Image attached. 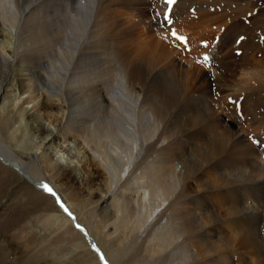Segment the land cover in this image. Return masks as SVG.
Segmentation results:
<instances>
[{
    "label": "bare ground",
    "instance_id": "bare-ground-1",
    "mask_svg": "<svg viewBox=\"0 0 264 264\" xmlns=\"http://www.w3.org/2000/svg\"><path fill=\"white\" fill-rule=\"evenodd\" d=\"M110 1L106 0L107 4L102 6L103 0H0V43L4 42L0 50V137L5 135L16 115L7 109V100L13 98L9 95L16 91L15 79L23 95L29 90L31 93L43 91L40 105L50 108L43 107L42 111L47 109L49 114L60 111V118L48 115V120L57 122L53 128H48L35 114L37 109L35 112L28 109L32 97L27 96L19 110L37 135L41 152L28 154L18 147L14 151L30 161L41 156V163L46 167L47 160L58 150L66 163L61 169L62 181L68 182L72 176L73 180L77 179L74 162L77 170L85 173L83 164L87 161L91 165V170L85 169L88 181L103 179L107 182L97 201L105 210L103 217L120 219L128 227L122 228L114 241L106 240L116 243L114 257L102 247L107 252V257L102 254L106 264H248V261L257 264L263 261L264 152H258L239 131L233 132L235 130L225 126L222 118H211L208 104L212 101H208V97L212 99L215 93L208 91V83L206 86L200 81L204 92L200 89L199 98L192 100L196 107L182 97L181 101H176L177 106L181 105L180 111L168 110L169 105L175 104L174 97H169L164 85L158 84L160 81L156 79L166 75V66L160 69L161 65L171 63L175 67L176 55L185 53L176 51L164 23L157 17L152 26L162 25L152 29L167 36L165 39L157 36L158 44H153L151 51L154 58L148 63L139 62L140 57L130 60L133 49H126L127 57L123 51H112L111 45L106 43L109 40L104 39ZM233 1L256 5L261 0ZM178 2L170 16L175 10L178 14L183 11ZM63 6L69 7V12ZM200 14L206 15L205 10ZM252 24L256 27L255 20ZM236 26L234 23L233 27ZM255 31L242 30L238 36H252ZM192 37L195 45L197 40L201 42L199 51L207 50L203 39ZM5 47H8L7 52L3 50ZM190 51L185 58L194 57V51ZM136 53L141 52L136 50ZM205 54L207 51L202 55ZM213 57L212 76L217 73L214 83L222 86L227 65L222 60L219 64L218 56ZM185 58L187 72L196 74L201 67L196 60ZM112 61L117 64L112 66ZM42 67L41 72L36 70ZM27 73L31 80L25 78ZM245 78L251 86L260 81L254 75ZM223 90L234 92L229 93V97L235 102L240 100L236 91L227 87ZM241 96H245L243 92ZM47 97L59 98L60 109V105L47 103ZM163 100H167L166 104ZM198 106L203 107V113ZM222 114L221 117L225 115ZM233 119L229 117L225 121L234 123ZM68 142L74 144V152L73 148L66 150ZM0 163L21 173L18 176L31 188L43 182L1 143ZM176 165L180 166L179 171ZM141 189L147 193L146 202L140 198L129 199L130 193L137 195ZM44 195L53 197L48 193ZM73 222L84 230L80 231L73 223L84 240H90L86 228L77 219ZM95 256L102 264L97 254Z\"/></svg>",
    "mask_w": 264,
    "mask_h": 264
},
{
    "label": "rangeland",
    "instance_id": "rangeland-1",
    "mask_svg": "<svg viewBox=\"0 0 264 264\" xmlns=\"http://www.w3.org/2000/svg\"><path fill=\"white\" fill-rule=\"evenodd\" d=\"M147 1L148 2L145 3V0H111L108 11V27H106L104 32V39L109 40V42L106 43L111 45L112 51H123L127 57V50L130 51L129 49H133V51H130L133 52L131 55L133 58L129 57V59L136 61L134 57H140L141 59L139 62L146 60V63L149 62V59L154 58L151 51L155 45L158 44L157 36L160 35L161 39H165L167 35L169 37V33H167V35H162L160 31L157 32L152 29L153 27L160 28V26L163 24L162 21V24L156 23L154 26H152V24H154V18L157 17V20H162V17H159L161 15V1ZM178 1L180 2V9L183 11L181 14H178L175 10L174 14L171 16L172 18L175 17L174 26L177 28V32L184 33V35L188 33L189 36L191 35V40H194L192 39V36H197L203 39V43L206 44L205 40L218 37L222 32L221 30H224L221 33L220 38L222 40L221 47L216 48L217 52H214V55L219 57L217 59L219 64L222 60V62L227 65V70L224 69L226 73L223 72L226 80L225 83H222V86H220V83H214L217 73L212 76L214 72V67H211L212 65H210L212 62L208 61L205 63L209 64V69H206L203 63H197L201 69H198L196 74L188 73L187 66L183 60L185 57H188L186 54L191 53V51L189 50L188 53L184 52V49L182 51L180 49L182 48V44L175 42L169 37L170 40L174 42L176 51H181L185 54H181L179 52L181 56L176 55L177 57L175 61V67H173V64L171 63L161 65L160 69L163 68V66H166L164 69L166 71V75L164 74L163 78L156 79V81H160L158 84L164 85V89L167 91L169 97L170 95L171 98L174 97L175 104L171 106L169 105L168 110L172 109L175 111L176 108L180 111L181 105H177L179 104L178 102L182 100L180 99L182 97L188 98L190 105L196 107V104L192 100L199 98V93H201V90L204 92L203 85L205 84L207 86L208 83V91L210 90L211 93H215H212L214 96L212 99L208 97V101H212L213 103V105L210 102V104H208L210 105V110L208 113L210 114L211 118L216 120L218 117L219 119L222 118V120L225 122V126L235 130L233 132L239 131L238 133L243 134L244 137L245 133L247 132L259 133L264 131V100H262L264 99V50L258 46V40L264 38V30H262L264 29V0H261L256 5L250 2H236L233 0ZM106 4V0H103L102 6H105ZM151 4H153V6ZM174 6L175 4L172 6V9ZM233 6H235V9ZM259 6H261L260 11L258 10ZM193 7H195L196 12L194 15H192L196 16V20L192 19V15L189 13V9ZM212 7L214 9H212ZM219 7H222L221 10ZM232 7L234 10H231ZM63 8L69 12V7L63 6ZM204 10L206 15H201L200 12ZM140 12L142 13L140 14ZM171 12L173 13V11ZM138 15L141 17H138ZM228 17L230 22H226ZM253 20L256 21V27H254L252 24ZM60 22L64 23L65 21L60 20ZM234 23L237 25L236 27H233ZM247 24L250 28H244L247 26ZM247 29H256L252 36L246 37L252 38L240 44L238 48L234 47L235 45H232V43L238 37V33L242 30L246 31ZM165 30L166 32H169V30ZM11 36L13 39H16V37L12 34ZM3 43L4 42L0 43V50L3 48ZM6 44L11 46V44L8 42ZM206 45L208 50V47L212 45V42H209ZM7 49L8 47H5L3 50L7 52ZM236 49L242 50V54L240 56H236L238 53V51L234 52ZM136 50L141 52L140 55L136 53ZM207 50H198V55L195 57L196 62L198 58ZM190 58L192 59L191 61L195 62L194 57L192 58V56H189V58L185 59L190 60ZM116 64L117 62L115 61H112L111 63L112 66H115ZM152 65L153 63L151 66ZM42 66L45 67V64ZM43 67L40 69L36 68V70L41 72ZM228 73L229 75H227ZM233 74H235V77H233ZM247 75L257 76L259 77L260 81H258L257 84L251 86V82L245 78ZM228 76L232 79L230 78V80ZM25 78L31 80L30 73H27ZM240 80L242 83L239 82ZM200 81L203 83V85L200 83ZM15 84L16 91L9 95H13V98L8 99L10 101L12 100L11 102L7 100V109L11 110L16 115H13V119L5 135L0 137V143L6 150H12V153L15 154V158L19 162L27 164L34 172L33 176L40 178L43 182H40V185H37L36 187L32 186L31 188L26 185L23 179L18 176L21 173L15 170L14 172L13 168L1 165L0 163V264H99L95 254L90 248L93 244L97 246L96 249H99L101 254L105 256L107 255V252L102 249V247H104L105 250L109 251V253L114 257V246H116V243L110 244L107 243L106 240L114 241L116 234L126 225H124L120 219H116L115 221L114 219H105L103 217V212H105V210L102 209V205L97 201L99 196L102 195L103 190L107 187V182L103 179L91 180L90 182L88 181L86 170H91V165L85 161V164H83L85 173H82L80 170H77V163L74 162V165L72 166L75 167V170L73 168L72 170H74L77 179L73 180L74 176L71 174L70 176H72V178L68 179L67 182L61 180L63 177L61 175V169L66 167V163L60 157V154L62 155V153H57L58 150H56L55 155H52L51 158L47 160L46 167L41 163V156H38V158L30 161L31 159L21 156L14 151V149H17L16 147H18L20 150H26L28 154H32L36 151H38V153L41 152L37 135L33 134L32 129L29 127V125H27V119L19 110L20 105L23 103L24 99L27 98V96L28 98L32 97V103L27 105L28 109H32V112H35V109H37L35 114L48 128H53V125H56L57 122H51V120H48L47 116L57 115L58 118H60L61 115L60 111L55 112L54 110V112L52 111L51 114H49L47 109L42 111L43 107L50 108L47 103H52L55 107L60 105V109L61 101L59 98L47 97V103H45L47 106L40 105L45 94L43 91H39V93H31L29 90V93L27 92L23 95L21 92V86L16 79ZM197 84H200L199 87ZM28 86H31L30 82H28ZM193 86H197L198 88L195 87V90ZM224 87L236 91V94L240 100L235 102L231 98L232 96L229 97V95H231L229 93L233 94L234 92H225L223 90ZM239 89H241L240 94H238ZM185 90L187 91L186 93ZM242 92L245 96H241ZM217 93L221 96L220 98L216 97ZM202 95L205 94L202 93ZM221 98L223 99L221 100ZM163 101L166 104L167 100ZM240 101L242 102L241 115L238 116L240 112L237 114V111H232L233 108L231 107L235 108L236 104ZM224 103H226L227 106L224 105ZM39 105L41 106L40 109L38 108ZM197 109L200 111V113L204 112L202 106H198ZM221 114L223 117H221ZM186 115L187 113L184 114V118ZM229 117L234 118L233 121L236 125L233 122L231 123L230 121H225V119H229ZM184 118L182 117L178 121L180 122ZM201 120H203L202 117L200 118V121ZM135 121L136 119H134L133 123ZM117 129L124 132V130L120 127ZM68 144V146L66 145V150L68 148H73L74 152V144L70 142H68ZM124 148L125 147L122 146V150H124ZM65 154H67V152ZM79 157L82 158L81 161H84V157H82V155ZM179 170L180 166L176 165V171ZM42 184H47L49 187H51L59 199H61L63 204L68 207V211L71 213V215L73 214L74 217H76L75 219H77L78 222L86 228V232L88 233L91 240H89L91 243L90 246H88L87 241L84 240L83 236L77 231V229L75 230V227L73 226V220H71L64 211H61L56 206V199L50 196L46 197V195H44L46 192L41 188ZM137 198H140L142 201L146 202L148 198L146 191L141 189L137 195H135V192L129 194V199L135 200ZM112 201L117 200L112 198ZM117 220L120 223L117 222ZM105 227L108 228L105 229ZM105 234L107 239H105ZM100 240L103 241L100 242ZM256 258L258 257H255V259ZM258 262L257 264H264V260Z\"/></svg>",
    "mask_w": 264,
    "mask_h": 264
},
{
    "label": "snow or ice",
    "instance_id": "snow-or-ice-1",
    "mask_svg": "<svg viewBox=\"0 0 264 264\" xmlns=\"http://www.w3.org/2000/svg\"><path fill=\"white\" fill-rule=\"evenodd\" d=\"M176 2H177V0H163V3L167 6V11H164L163 13H162V15H163V19H164V21H165V23L167 24V25H171L172 24V20L170 19V16H169V13L172 11V6L174 5V4H176ZM159 15V14H158ZM221 31H224L223 29L221 30ZM172 36H173V38L174 39H176L177 41H179V42H181V43H184L185 44V46H187V44H186V40H185V38L184 37H181V36H178L177 34H176V32L175 31H172ZM244 39V37H240V40H243ZM237 43H239V40L237 41ZM204 47H207V45L205 44V45H203ZM209 56H207V55H205L203 58H202V60H203V62L204 63H207L208 61H209ZM239 107V106H238ZM41 188L43 189V191H45L46 193H48L49 195H51V196H53V197H55L56 198V203H57V205L67 214V215H69L70 217H71V213L68 211V209L65 207V205L63 204V202L59 199V197L57 196V194L47 185V184H42L41 185ZM72 219L73 220H75V217H72ZM76 227L80 230V231H84L81 227H80V225L79 224H77L76 225ZM92 247H93V249L95 250V251H97V254L98 255H100V253H99V249H96V246L93 244L92 245ZM100 259H101V261H102V264H103V262H104V257H103V255H100Z\"/></svg>",
    "mask_w": 264,
    "mask_h": 264
},
{
    "label": "water",
    "instance_id": "water-1",
    "mask_svg": "<svg viewBox=\"0 0 264 264\" xmlns=\"http://www.w3.org/2000/svg\"><path fill=\"white\" fill-rule=\"evenodd\" d=\"M86 239L88 240V238H86ZM99 253H100V252H99ZM100 255H102V254L100 253ZM100 255H98L99 258H100ZM100 261H101V259H100ZM101 263H102V261H101ZM103 264H106L105 260H104Z\"/></svg>",
    "mask_w": 264,
    "mask_h": 264
}]
</instances>
